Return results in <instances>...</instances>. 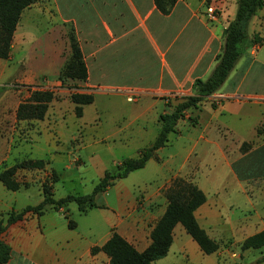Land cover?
Returning <instances> with one entry per match:
<instances>
[{
  "label": "crops",
  "instance_id": "1",
  "mask_svg": "<svg viewBox=\"0 0 264 264\" xmlns=\"http://www.w3.org/2000/svg\"><path fill=\"white\" fill-rule=\"evenodd\" d=\"M213 1L220 7L215 21L208 20L204 0H177L166 15L154 0H39L22 11L10 56L0 58V170L23 159H44L46 165L43 169H19L15 179L18 181L16 176L21 174L25 183L18 181L20 187L15 191L0 182V239L10 247V257L3 264H109L103 251L92 252V248L102 246L112 229L136 250L144 251L167 208L164 192L177 176L204 192L206 200L194 211V217L218 248L204 254L177 223L168 252L153 264H264V259L256 262L264 255V245L241 248L246 238L264 232V134H257L259 126L264 128V78L250 76V67L255 62L264 67V59L254 57L243 60L238 68L234 66L221 88L177 122L173 133L183 142L164 155L165 148L171 146L168 138L147 161H154L157 171L169 166L165 173L152 177L153 184L142 181L134 174L137 170L117 179L95 196L100 207L79 212L89 216L75 222L74 228L68 227L66 219L69 203L59 209L46 206L40 215L28 211L8 222L11 212L42 201V177L54 172L55 182L59 180L54 163H64L67 171L76 165V159L83 163L79 152L102 138H95L92 132L107 130L113 136L126 130L135 135L148 132L146 142L154 140L159 115L170 111L162 98L145 95L137 102L125 100L131 103L125 106L123 100L98 97H123L119 93L90 90L96 86H137L192 94L194 80L206 79L215 67L223 30L235 15L236 0ZM70 30L78 40L87 79L61 84L58 74L70 53ZM248 32L263 35L264 5L250 20ZM260 48L255 46L248 55H257ZM13 62L18 70L5 88L1 83L10 78ZM14 83L55 88L43 119L16 118L18 105L29 96L10 89ZM75 92L93 95L80 117L75 115L70 98ZM220 98L223 101H215ZM161 101L163 108L159 107ZM68 113L90 128L82 134L81 126L79 137L73 138L78 157L69 164L68 152L64 154L61 144L68 130ZM242 142L252 144L246 152L240 151ZM118 143V149H126L125 140ZM130 145L135 147L136 139ZM93 162H101L99 156ZM55 182L49 183L53 198L66 196L55 195ZM111 191L113 198L109 200L106 197Z\"/></svg>",
  "mask_w": 264,
  "mask_h": 264
},
{
  "label": "trees",
  "instance_id": "2",
  "mask_svg": "<svg viewBox=\"0 0 264 264\" xmlns=\"http://www.w3.org/2000/svg\"><path fill=\"white\" fill-rule=\"evenodd\" d=\"M39 0H0V58L7 59L11 53L14 31L22 11ZM177 0H154L157 9L164 15L170 13ZM212 0H204L208 6ZM264 5V0H236V10L233 19L223 30V46L216 56V65L206 79L197 78L192 85V94L176 97L174 105L168 112L158 117L159 129L154 140L137 151L136 156L122 159L115 165L114 170H105L103 176L94 185L92 192L87 195L68 194L59 199L53 198L50 182L57 180L53 172L52 178L41 185L43 199L35 206H26L17 213L11 212L8 222L20 219L26 212L32 211L37 215L43 213L46 206L54 209L65 207L74 202L79 212L85 213L88 209L97 206L95 196L104 192L113 185L117 179L126 177L130 172L145 166L146 162L155 156L156 151L165 146L170 133L175 132L176 124L183 119L187 111L196 109L208 96L215 93L225 82L238 59L255 46H261L263 37L248 32L249 22L255 13ZM70 53L58 74L61 84L68 81L84 82L87 79V69L73 30L67 34ZM27 85L26 87H29ZM54 93L49 90H34L29 97L22 101L16 110L18 120H41L44 118ZM71 101L74 103V113L77 117L82 115L83 106L93 101L92 94L72 93ZM169 107L170 104L166 103ZM257 134H264V128L259 126ZM251 142H242L241 152L251 147ZM46 165L44 159H23L9 167L0 170V182L8 189L15 191L20 183L15 179L19 169H43ZM168 201L167 208L153 227L150 238L151 243L142 252L128 242L114 229L108 240L100 247L95 246L92 252L103 251L109 257V264H153L168 252L172 242V231L180 223L185 231L198 244L204 254H210L218 248V244L211 239L206 231L200 227L194 217V211L206 200L204 192L192 181L184 177H175L165 190ZM68 227L74 228L75 221L66 214ZM1 230V228H0ZM264 245V232L256 233L246 238L242 249L259 248ZM10 257V247L0 239V264L7 262ZM264 259V255L256 262Z\"/></svg>",
  "mask_w": 264,
  "mask_h": 264
},
{
  "label": "rangeland",
  "instance_id": "3",
  "mask_svg": "<svg viewBox=\"0 0 264 264\" xmlns=\"http://www.w3.org/2000/svg\"><path fill=\"white\" fill-rule=\"evenodd\" d=\"M71 31V30H70ZM69 31V32H70ZM264 39V33L262 35ZM249 51V50H248ZM249 52H246L243 56H241L238 61L235 64V67L238 68L243 63V60H251L253 57L255 59L263 60L264 59V45H261V48L257 50V55L249 56ZM248 55V56H247ZM247 57V58H246ZM254 63L253 66L250 67V76H260L261 78H264V67L261 65ZM234 67V68H235ZM233 68V69H234ZM232 69V70H233ZM16 63H10L9 65V74L10 78L8 80H4L1 84H5V88H7L12 80L13 75L15 76L17 73ZM232 72V71H231ZM230 72V73H231ZM12 75V76H11ZM12 77V78H11ZM27 85H22L20 83H14L9 88L13 90H22L23 96L26 98V96H29V93H31L29 90H27ZM222 87V86H221ZM220 87V88H221ZM5 90V89H3ZM99 98H111L118 101H124L125 106H131V103H127L123 97H120L118 95H107V96H98ZM220 101H223V99H219ZM175 100H171L169 102L171 109L174 105ZM164 104L160 103L159 107L163 108ZM195 109H192L190 111H193ZM103 121L105 119L103 118ZM113 126V124H111ZM83 124L79 122V119L75 118L73 114L68 113V130H65L63 136L61 137V144L64 148V154L67 155L68 152V164L73 159V157H78L77 150H74V148L77 147V140L74 141V137H79L80 133L82 132ZM105 127H108V122L105 124ZM77 129V130H76ZM88 129H90L88 127ZM84 128L82 134L88 130ZM97 131V129H94ZM100 131V130H99ZM147 131H153L152 128H147ZM158 129L155 130V133H157ZM93 136L95 138L102 137L98 144L91 146L89 148H85L82 151H80V156L83 161V163H80V160L76 159V165L73 164L71 168H68V171L64 168V163L56 162L52 167L60 174L59 180L55 182V195L56 196H63L67 194H79V195H87L92 192V189L94 185L98 182V180L103 176V173L105 170H114L115 165L120 162L124 158L133 157L136 155V152L139 148L145 147L149 145V142H146V139L149 135V133H143V134H137L133 133L132 131L129 132L128 130L124 132L117 133L115 136L111 132H108L105 130L104 133L99 132L98 134L96 132H92ZM99 135V136H98ZM144 135L143 137H141ZM126 138H123L125 137ZM169 142L171 143V146L165 148L164 155H168V152L172 149H176L179 145V143H182L183 140L176 139V133H171L168 136ZM78 139V138H77ZM125 140L127 146L126 149H118L119 140ZM136 139V146L130 147L132 140ZM90 155H93L92 158L88 157ZM99 156L101 162H93L94 158ZM177 164V162L175 163ZM154 161L147 162L144 168L139 169L135 171L134 174H139V177L142 181H145L148 184H153L154 182L151 181L152 177L156 175H160L165 173L167 170H169V166L166 164L162 167L159 171H157ZM18 181L22 184L25 183L24 177L21 174H18L16 176ZM42 181H46L47 179H51L52 175L50 173L47 174V176L42 177ZM42 185V184H41ZM1 186V185H0ZM1 188V187H0ZM102 198V197H101ZM101 198L98 199V201L101 200ZM107 199L113 198V192L111 191L109 195L106 197ZM68 209L71 218L75 222H81V220H87L89 215L80 214L77 208L76 203L70 202L68 204ZM94 212V211H93ZM91 214V213H90ZM81 232L82 229L80 228Z\"/></svg>",
  "mask_w": 264,
  "mask_h": 264
},
{
  "label": "built area",
  "instance_id": "4",
  "mask_svg": "<svg viewBox=\"0 0 264 264\" xmlns=\"http://www.w3.org/2000/svg\"><path fill=\"white\" fill-rule=\"evenodd\" d=\"M206 15L208 16L209 21H215L219 14H220V7L217 3H215L213 0L212 2L206 6ZM53 87H50L49 85H30L27 87V90L30 92L34 90H49L54 93ZM90 91H100V92H106V93H119L121 94L127 102H137L140 100L143 96L145 95H152V96H157L160 97L164 100L165 103H169L171 100H173L176 97H181V96H186V95H181L180 92L177 91H171V92H163L158 89H143L137 86H124V87H107V86H96L93 87ZM76 93V92H75ZM216 102L220 100H215Z\"/></svg>",
  "mask_w": 264,
  "mask_h": 264
}]
</instances>
